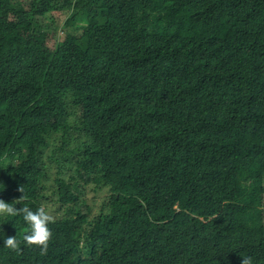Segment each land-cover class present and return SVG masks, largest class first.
<instances>
[{
	"label": "trees",
	"instance_id": "trees-1",
	"mask_svg": "<svg viewBox=\"0 0 264 264\" xmlns=\"http://www.w3.org/2000/svg\"><path fill=\"white\" fill-rule=\"evenodd\" d=\"M0 199V264H264V0H0Z\"/></svg>",
	"mask_w": 264,
	"mask_h": 264
},
{
	"label": "clouds",
	"instance_id": "clouds-1",
	"mask_svg": "<svg viewBox=\"0 0 264 264\" xmlns=\"http://www.w3.org/2000/svg\"><path fill=\"white\" fill-rule=\"evenodd\" d=\"M22 213V219L28 227V231L23 235V242L27 245H34L44 251L48 246V241L51 236L49 224L52 217L43 206L37 207L33 211L29 207L14 208L13 203H6L0 199V218L4 217H16ZM3 245L9 249L16 250L20 244V240L16 235L4 237ZM241 264H253V258L251 256H244L241 258Z\"/></svg>",
	"mask_w": 264,
	"mask_h": 264
},
{
	"label": "rangeland",
	"instance_id": "rangeland-1",
	"mask_svg": "<svg viewBox=\"0 0 264 264\" xmlns=\"http://www.w3.org/2000/svg\"><path fill=\"white\" fill-rule=\"evenodd\" d=\"M60 12L56 13L59 14ZM60 17L55 15H45L43 18L40 19L43 29V34L45 35L48 46L54 47V45H59L62 39L64 38L65 31L61 29V21H59ZM60 22V23H59ZM108 196L107 192L104 189H92L88 188L87 191V204L91 207L92 213H98L100 208L103 205V199ZM56 199H51L48 203V212L53 217L57 213L60 214V211L57 210V205L55 204ZM264 211V207H263Z\"/></svg>",
	"mask_w": 264,
	"mask_h": 264
}]
</instances>
